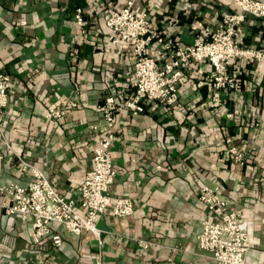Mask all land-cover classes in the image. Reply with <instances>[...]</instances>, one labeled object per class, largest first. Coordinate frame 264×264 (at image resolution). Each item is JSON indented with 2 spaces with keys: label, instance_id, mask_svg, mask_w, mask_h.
I'll return each instance as SVG.
<instances>
[{
  "label": "crops",
  "instance_id": "obj_1",
  "mask_svg": "<svg viewBox=\"0 0 264 264\" xmlns=\"http://www.w3.org/2000/svg\"><path fill=\"white\" fill-rule=\"evenodd\" d=\"M125 2L0 0V73L12 79L0 123L13 150L66 199L78 200L92 168L102 129L97 106L111 90L120 101L132 94L131 50L111 44L104 27L109 10ZM76 7L85 14L83 38L73 20ZM134 10L148 12L158 29L186 45L194 38L193 24L214 27L236 9L228 0H135ZM240 43L264 51V19L248 18ZM156 51L151 47L149 54ZM209 71L186 70L178 109L157 104L135 118L119 117L109 196L129 199L133 213L115 217L110 204L98 222L101 245L88 232L58 230L60 247L51 241L35 247L29 226L0 211V264H214L195 240L204 219L196 199L202 186L219 187L228 209L244 214L251 239L247 261L264 264V71L251 62L233 64L229 73L238 86L216 111L203 82ZM51 108L63 112L60 120L45 118ZM229 146L243 154L242 165ZM25 177L0 148V186Z\"/></svg>",
  "mask_w": 264,
  "mask_h": 264
},
{
  "label": "built area",
  "instance_id": "obj_2",
  "mask_svg": "<svg viewBox=\"0 0 264 264\" xmlns=\"http://www.w3.org/2000/svg\"><path fill=\"white\" fill-rule=\"evenodd\" d=\"M62 1L70 3L75 0ZM228 2L236 10L224 14L214 27L202 22L193 24L191 33L194 38L186 45L170 38L165 30L158 29L148 12H135V0H126L121 9L109 10L104 27L110 35V43L126 44L134 58L132 94L120 101L111 90L103 104L97 106L96 112L102 122L101 136L93 147L92 168L79 186L77 201L59 195L40 168L13 150L0 123V148L15 161L20 175L26 176L24 183L12 181L0 186V211L7 217H17L29 226L33 246L40 247L51 241L55 247H60L62 239L58 230L72 236L88 232L101 245L102 231L98 222L107 207L112 204V213L119 218L133 213L129 199L113 200L109 196L117 175L112 147L119 130V117L123 113L135 118L147 107L157 104L178 109L180 86L186 70L200 66L210 69L203 79L209 88L210 107L214 111L223 109L227 92L236 89L239 82L235 74L229 73L233 64L251 62L264 71V51L243 47L240 43L246 20L264 19V2ZM73 20L81 37L87 36L85 14L81 7L74 9ZM151 47L156 48V56L149 54ZM11 86V76L0 73V116L7 106ZM62 116L61 110L51 108L45 118L60 120ZM226 116L232 118L229 113ZM93 130L96 131V127ZM227 151L237 163H244V156L237 147L229 146ZM261 180L264 182V165ZM196 199L204 212L201 231L195 238L199 248L210 255L214 264H252L247 261L251 239L244 214L240 210L228 209L229 201L223 197L219 187H200Z\"/></svg>",
  "mask_w": 264,
  "mask_h": 264
},
{
  "label": "water",
  "instance_id": "obj_3",
  "mask_svg": "<svg viewBox=\"0 0 264 264\" xmlns=\"http://www.w3.org/2000/svg\"><path fill=\"white\" fill-rule=\"evenodd\" d=\"M260 1H263L264 2V0H260Z\"/></svg>",
  "mask_w": 264,
  "mask_h": 264
}]
</instances>
